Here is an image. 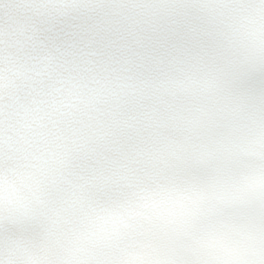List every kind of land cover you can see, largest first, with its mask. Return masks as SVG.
<instances>
[{"label":"snow or ice","instance_id":"6c2138e0","mask_svg":"<svg viewBox=\"0 0 264 264\" xmlns=\"http://www.w3.org/2000/svg\"><path fill=\"white\" fill-rule=\"evenodd\" d=\"M0 264H264V0H0Z\"/></svg>","mask_w":264,"mask_h":264}]
</instances>
